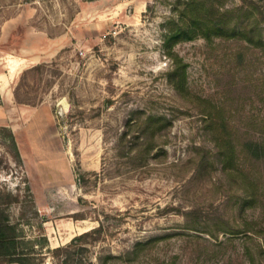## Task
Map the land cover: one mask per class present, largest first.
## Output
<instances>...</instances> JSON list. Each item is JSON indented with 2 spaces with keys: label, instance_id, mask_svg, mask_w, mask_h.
<instances>
[{
  "label": "rangeland",
  "instance_id": "rangeland-1",
  "mask_svg": "<svg viewBox=\"0 0 264 264\" xmlns=\"http://www.w3.org/2000/svg\"><path fill=\"white\" fill-rule=\"evenodd\" d=\"M183 2L0 0V190L32 262L96 228L70 264H264V46L177 44L178 92L164 35ZM217 2L264 38V0Z\"/></svg>",
  "mask_w": 264,
  "mask_h": 264
},
{
  "label": "trees",
  "instance_id": "trees-1",
  "mask_svg": "<svg viewBox=\"0 0 264 264\" xmlns=\"http://www.w3.org/2000/svg\"><path fill=\"white\" fill-rule=\"evenodd\" d=\"M180 6L181 10L179 11L177 18H172L168 22L164 35L165 52L172 60L170 81L178 92H182L185 87L187 80V64L183 62V59L174 52V47L177 44L194 41L197 38H204L206 41L210 42L213 38L218 37L227 36L232 38L241 36L243 39H246L252 44L264 46V38L258 30L259 26L257 25L254 27V25H250L249 22L251 21L247 12L245 19L246 22L248 21V24L244 22L242 25H239L234 22L238 20L239 13L234 14V11L223 8L217 0H184ZM256 31L257 34L255 35ZM206 116L207 118L209 116L211 118L210 114H206ZM151 122L153 121H148L142 124V129H144V132L146 133V141H149V137H151L150 129L154 125V123ZM211 126L215 129L217 124L216 126L211 124ZM1 130L8 131V128L6 126H2ZM215 131L219 130L215 129ZM11 135L13 136V134ZM126 136L127 133L123 135L124 138H126ZM13 139L14 144L16 145L14 136ZM144 145H148L146 151H149V145L151 144L148 142L142 143V146ZM218 145L222 148V150H220V154L223 156L225 164L230 165L233 161V156L237 152V146L230 140L229 137L225 136L221 137V142ZM260 145H262V143L256 145V149H254V153L257 158L259 157V149H257V147ZM27 191L31 192L30 188H27ZM13 203L19 204L20 201L12 194L4 190H0V259L16 264H36L31 261V258H28L30 256H26L27 253L19 251L20 247L24 244L23 237L25 238V235H22L24 230L21 228L22 224L13 222L11 217L6 212V207ZM32 203L34 206V201H32ZM99 231L100 230L96 228L91 231H87L75 237L69 246L56 248L54 253L58 256L62 255L61 264H70V249L78 247L79 244L81 245L87 241L89 237ZM42 235L45 242L43 247L48 248V239L44 233H42Z\"/></svg>",
  "mask_w": 264,
  "mask_h": 264
},
{
  "label": "crops",
  "instance_id": "crops-1",
  "mask_svg": "<svg viewBox=\"0 0 264 264\" xmlns=\"http://www.w3.org/2000/svg\"><path fill=\"white\" fill-rule=\"evenodd\" d=\"M16 67V65L14 66V68ZM16 69V68H15ZM8 71V70H7ZM7 71H6V73H1L0 74V83L1 82H3V85H4V87H6V85H5V81H7L6 80V78H8V73H7ZM10 74V73H9ZM0 91H1V86H0ZM8 93H7V91H6V93L5 94H3V93H1V96H5V95H7Z\"/></svg>",
  "mask_w": 264,
  "mask_h": 264
}]
</instances>
